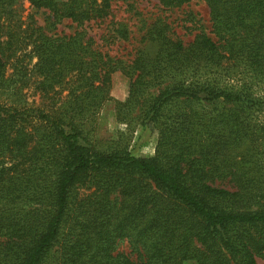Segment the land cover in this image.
Here are the masks:
<instances>
[{
  "label": "trees",
  "instance_id": "trees-1",
  "mask_svg": "<svg viewBox=\"0 0 264 264\" xmlns=\"http://www.w3.org/2000/svg\"><path fill=\"white\" fill-rule=\"evenodd\" d=\"M28 1L81 29L48 34L34 18L15 28L20 0H0V91L9 92L0 99V264H259L264 0H204L216 40L198 33L186 44L156 21L131 62L101 51L84 28L116 0ZM11 59L15 80L5 77ZM118 70L131 79L116 101L122 121L124 106L160 85L139 115L157 136L153 155L89 134ZM33 76L53 99L47 109L24 100ZM123 239L131 254L117 250Z\"/></svg>",
  "mask_w": 264,
  "mask_h": 264
},
{
  "label": "rangeland",
  "instance_id": "rangeland-1",
  "mask_svg": "<svg viewBox=\"0 0 264 264\" xmlns=\"http://www.w3.org/2000/svg\"><path fill=\"white\" fill-rule=\"evenodd\" d=\"M12 7L15 10L13 19L15 28L16 21L26 27L32 23V18H34L36 25L47 28L48 34L67 35L81 29L71 20L55 22L49 18L47 11L35 9L28 0H20ZM159 20L168 26L167 32L172 38L181 39L186 44L190 43L198 33H207L215 40L217 39L213 31L210 8L204 0H192L172 8L163 7L158 0H116L106 17L90 21L84 25V28L87 35L93 37L95 46L101 51L112 57L131 62L139 49L149 45L145 37L146 32L153 23ZM5 37L4 32L1 39ZM35 61L34 57L32 62ZM12 62H14L13 59L7 64L5 77L12 76L14 79L16 71ZM38 79L39 77L33 76L29 85L23 89L24 100L27 105L47 109L52 105L53 99L45 96L36 88ZM130 81V76L122 70L112 74L111 95L113 99L105 102L101 107L89 134L96 143L108 144L113 140L122 139L123 145L126 144L134 155L150 156L154 154L157 136L150 128L139 123V115L142 103L145 104L146 100L158 93L160 85L142 91L138 95L140 101L131 108L124 106L122 115L125 120L122 121L118 118L116 101L124 102L129 97ZM67 92L68 90L62 91V95ZM8 93L0 91V99L6 100ZM83 192L85 190L81 188L80 195ZM117 250L131 254L130 242L127 239L119 241ZM133 257H135L134 254ZM258 262L264 264V258H258Z\"/></svg>",
  "mask_w": 264,
  "mask_h": 264
}]
</instances>
